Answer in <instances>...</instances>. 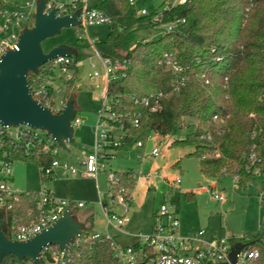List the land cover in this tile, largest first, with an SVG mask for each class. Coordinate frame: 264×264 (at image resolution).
Here are the masks:
<instances>
[{
	"label": "trees",
	"instance_id": "trees-1",
	"mask_svg": "<svg viewBox=\"0 0 264 264\" xmlns=\"http://www.w3.org/2000/svg\"><path fill=\"white\" fill-rule=\"evenodd\" d=\"M2 6L0 0V9ZM78 7H82L81 2ZM95 7L110 18L105 40L95 42V47L103 56L130 61L125 76L110 80L108 92L119 101L120 109L125 107L126 111L139 115L140 120L139 125L134 126L131 116L124 119L127 126L124 143L114 150H129L137 142L145 148L154 133L160 137L171 136L174 138L171 146L195 147L191 154L201 159L200 168L205 176L219 178L225 168V174L239 175V187L246 188L257 175L248 160L252 144L257 145L259 165L264 171V0H187L165 11L163 17L164 21L184 18L185 22L173 31L159 32L147 40L138 39L137 33L158 31L157 24L152 15H137L130 0H101ZM165 51L174 52L191 77L177 93L171 91L174 75L157 64ZM79 56L80 53L76 60ZM46 66L43 64L40 71ZM202 74L209 83L204 82ZM226 76L227 89L223 86ZM34 77L28 75L31 85ZM77 79L78 70L69 82L68 95ZM160 90L166 92L160 111L149 112L134 106L130 100L132 94L140 96ZM216 114L224 118V122L215 121ZM193 119L194 124L189 122ZM218 127L224 132L219 133ZM184 128L190 130L183 138H177ZM206 129L212 131V139L200 140L199 135ZM214 148H219L223 155L202 158L206 151ZM14 159L35 161L42 166L48 165L52 156L15 155ZM115 173L121 185L134 189V171ZM172 201L178 204V193H174ZM34 205L31 195L23 194L11 209H0V227L9 238L13 221L25 223ZM261 205L264 207V202ZM86 218L88 232L93 213H87ZM237 242L243 247L259 249L260 256L253 264H264V242L259 233L246 241L231 238L232 245ZM27 260L6 255L0 264H26ZM72 264H118V261L111 241H81L74 249Z\"/></svg>",
	"mask_w": 264,
	"mask_h": 264
},
{
	"label": "built area",
	"instance_id": "built-area-1",
	"mask_svg": "<svg viewBox=\"0 0 264 264\" xmlns=\"http://www.w3.org/2000/svg\"><path fill=\"white\" fill-rule=\"evenodd\" d=\"M37 0H26L23 4L10 3L2 0L3 6L0 9V59L8 48L18 49V39L21 29L31 26L35 20ZM82 7H78V3ZM133 4L135 0H130ZM187 0H162L163 8L152 11L142 8H135L137 15H152L153 21L157 24L160 33H166L176 29L185 19H175L164 21V12L172 9L176 5L185 4ZM57 8L59 15L72 14L77 9L81 11V25L88 26L110 22V18L96 7H88L87 0H49L46 2V11ZM83 33V32H80ZM147 40V39H143ZM93 45L95 55L99 58L103 67V72L94 70L93 76L101 77L105 85L100 90L98 98L102 102L101 108L97 112V121L94 127V141L91 149L81 147L82 168H77L72 163L61 160L58 154L62 149L55 139L45 130L34 128L28 124H18L11 126L0 120V209H11L20 200L21 195H31L35 200V205L27 213L26 222L20 223L16 219L11 226L12 239L26 240L36 233L52 225L70 206L71 200L57 197L50 188L53 178L60 176L76 175L82 173L97 179L100 171H107L108 190L105 193L98 191L99 205L105 219L106 227L113 228L118 232L137 238L133 244L119 245L114 242L113 236L106 233L87 232L86 230L77 236L66 248L57 245H45L40 251L41 264H72L74 249L81 241H111V248L118 264H220L228 261L232 248L231 237L227 235H214L210 239H204V229L193 234L184 235L179 232L180 221L177 215L176 206L173 202L161 204L154 213L153 227L148 232H127L125 226L130 222L129 211L134 198V189H127L121 185V180L116 176L115 170L104 169V163L113 156L108 150L120 147L124 143L127 133L125 118L131 116L134 126L140 123L139 115L126 111L125 107L120 109L119 101L108 92V85L111 79L118 75L125 76L130 66V61L112 59L103 56L95 47V41L90 40ZM47 66L32 79L31 92L38 101L48 106L55 113H60L66 105L68 99V85L74 79L78 60L75 56H57L45 63ZM157 64L173 75L171 91L179 92L189 81L190 75L186 73V68L181 65L177 56L172 51H165L157 60ZM91 66L95 64L91 62ZM31 75V74H29ZM204 82L209 83V79L204 74ZM76 85V84H75ZM223 86L229 88L228 77H225ZM166 92L163 90L151 92L145 95H130L132 104L136 107L146 108L149 112L162 110ZM228 96V95H226ZM215 121L224 122V118L214 115ZM72 125L77 128L81 125V118L76 114L72 120ZM219 133L224 129L217 128ZM200 140L209 141L212 139V131L204 130L199 135ZM133 147H142L141 142H137ZM256 144H252L248 154L250 167L256 174L264 171L260 167L261 158L256 152ZM111 151V150H110ZM161 150L156 144L149 154L151 156L160 155ZM20 155L26 158H34L51 155L52 159L48 165L41 166L43 175L42 185L39 191H21L13 187V166L14 156ZM222 152L219 148L206 151L202 158L220 157ZM138 157L144 158L139 154ZM148 173L142 171L134 173L136 182L140 179H147ZM235 186H239V175L234 177ZM180 177L168 179L170 187L179 186ZM216 200H223V196L214 189L215 185L208 183L201 185ZM172 194V193H171ZM260 203L264 202L263 194L259 195ZM78 207H83L84 203L78 202ZM260 256L257 248L243 247L237 254L235 264H253ZM26 264H33L29 259Z\"/></svg>",
	"mask_w": 264,
	"mask_h": 264
},
{
	"label": "rangeland",
	"instance_id": "rangeland-1",
	"mask_svg": "<svg viewBox=\"0 0 264 264\" xmlns=\"http://www.w3.org/2000/svg\"><path fill=\"white\" fill-rule=\"evenodd\" d=\"M8 1L13 4L14 2L23 4L26 0ZM100 2L101 0H87V6L95 7ZM133 6L138 10L145 8L149 11L163 8L162 0H135ZM108 32V23L82 26L81 28L69 26L62 28L59 34L42 42L46 51L55 45L63 43L72 48L75 53H80L77 65L78 79L76 81L77 88L74 92V105L78 116L81 118V125L75 128L73 141L69 144L70 151L61 149L58 154L59 159L66 160L77 168H82L80 164L82 155L78 147L84 145L88 150L93 147L97 112L102 106L98 96L100 90L105 87L101 77L93 76L94 70L102 73L103 67L99 58L95 55L90 40L95 42L103 41ZM157 33H159L157 30L140 31L137 33V38H152ZM91 62L95 64V67L91 66ZM189 122L194 124L196 120L193 119ZM188 130L190 129L184 128L177 135V138H183ZM173 139L171 136L160 137L157 133L152 134L146 142L145 149L150 152L159 143L161 153L156 157H148L145 162H141V158H137V153L140 151L139 147H132L124 151L110 149L114 156L103 164L106 170L146 172L153 160L156 161L159 167L157 173H159L160 178L157 183H154L155 185L150 184L149 186L146 183L145 187L144 180L137 182L133 191L137 198H135L132 209L130 208V222L125 226V231L148 233L150 230L142 227V224L138 222L139 217L150 211L152 207L159 208L161 204L173 202L171 193L177 192L179 195L178 218L180 223H187L193 220L195 224V222L199 221L204 227L208 226L210 232H216L219 236L227 235L235 241H246L259 233L264 242V207H262L259 200V195L263 194L264 196V172L255 175L246 188L235 186L234 178L225 174V168L221 171L223 174L221 177H207L201 171V159L191 154L195 147L188 144L171 146L170 142ZM177 162L179 164L175 166ZM106 172L104 170L100 171L98 180L82 173L74 176L55 177L50 183V188L57 197L70 198L73 201L71 203L72 210L86 227L89 224L86 218L87 213H93L92 227L88 230L89 233L108 232L113 236L115 243L119 245L130 244L137 241V238L106 227L99 205L98 194V191L105 193L108 190ZM165 177H171L172 179L180 177L181 182L177 186L179 188L170 187ZM42 178L43 175L39 163L15 160L12 179L13 187L21 191H39L42 185ZM208 183H216V190L224 197L223 200H216L211 194L199 191L195 192L193 199L186 192ZM138 188L139 193L135 194ZM141 200L142 205L139 208L136 207L138 203H141ZM78 202L84 203V206L78 207ZM134 209L136 210L135 212ZM191 226L192 224L189 223L188 228ZM193 227L196 228V226ZM195 231L197 230H192V232Z\"/></svg>",
	"mask_w": 264,
	"mask_h": 264
},
{
	"label": "water",
	"instance_id": "water-1",
	"mask_svg": "<svg viewBox=\"0 0 264 264\" xmlns=\"http://www.w3.org/2000/svg\"><path fill=\"white\" fill-rule=\"evenodd\" d=\"M47 0L36 1L35 20L31 26L21 29L18 49L8 48L0 59V120L11 126L28 124L45 130L63 150L69 151L75 128L72 120L77 114L74 105V92L71 90L66 105L60 113H55L48 106L34 98L29 74H37L40 67L57 56H78L66 44H58L48 51L42 42L59 34L64 27L80 26L81 11L59 15L57 8L46 11ZM87 229L86 225L68 206L63 214L49 227L26 240L9 238L0 227V263L6 255H13L19 260L29 259L33 264H41L40 251L48 244L66 248L77 236ZM242 245L235 243L228 261L220 264H235Z\"/></svg>",
	"mask_w": 264,
	"mask_h": 264
},
{
	"label": "crops",
	"instance_id": "crops-1",
	"mask_svg": "<svg viewBox=\"0 0 264 264\" xmlns=\"http://www.w3.org/2000/svg\"><path fill=\"white\" fill-rule=\"evenodd\" d=\"M14 3H16V2H14ZM143 39H147V38H143ZM171 143V142H170ZM157 144H159V143H157ZM171 145V144H170ZM82 146H84V145H82ZM81 146V147H82ZM69 147H70V145H69ZM81 147H78L79 149H80V151H81ZM70 151V150H69ZM108 153H111V151L110 150H108ZM139 154H142V155H144V158L143 159H141V162H145V161H147L146 159L148 158V157H150L151 155L149 154V152H147L146 151V149L145 148H140V151L137 153V158H140V157H138V155ZM114 156V155H113ZM111 158V157H110ZM109 158V159H110ZM109 159H108V161H109ZM107 161V162H108ZM175 166H178V164H176ZM158 164L156 163V161L155 160H153L152 162H151V166H150V168L146 171V172H144V171H142V172H144V173H148L149 174V176H148V178L147 179H140V180H144V185L147 183L149 186H150V184H154V183H157V180L160 178L159 177V173H157V171H158ZM81 169V168H80ZM115 171H121V170H115ZM127 171H129V170H127ZM133 171V170H132ZM123 172H126V171H123ZM135 173H137V172H135ZM98 176H99V174H98ZM98 176H97V179L96 180H98ZM168 179H172L171 177H165V180L167 181V183H168ZM140 180H138V181H140ZM137 181V182H138ZM137 182H136V184H137ZM212 184H214L215 185V187H214V189H216V183H212ZM155 185V184H154ZM136 186V185H135ZM145 187H146V185H145ZM179 188V187H178ZM134 189H135V187H134ZM196 191H199V192H203V193H209L210 194V192H208L205 188H203L201 185L199 186V187H197L196 189H194V190H187L186 192H187V194L188 195H190V196H192V198L195 196V192ZM137 193H135V194H138L139 193V188L137 189V191H136ZM175 193V192H174ZM174 193H172V196H174ZM177 193V192H176ZM138 196V195H137ZM135 198H137V197H135V195H134V198H133V201H132V204H131V209H132V206H133V204L135 203ZM70 199V198H69ZM194 199V198H193ZM71 200V199H70ZM73 201L71 200V203H72ZM175 204V203H174ZM142 205V200H141V203H138V205H136V207H140ZM175 206H176V211H177V215H178V213H179V202H178V204L176 205L175 204ZM135 208V207H134ZM141 209V208H140ZM136 210H138L137 208H136ZM135 209H134V212L136 211ZM158 210V208H155V207H152L151 208V210L150 211H147L146 213H144V215L142 216V217H139V219H138V222L139 223H141L142 224V227H145V228H148L149 230H151L152 229V227H153V217H154V213L156 212ZM140 212V211H139ZM189 223H191L192 224V226L190 227V228H188L189 227ZM202 224L199 222V221H197V222H195V224H194V221L193 220H190V222H187V223H180V226H179V232L181 233V234H184V235H189V234H193V233H195V232H197V231H199V230H201V229H204L205 230V233H204V235H203V238L204 239H210L211 237H213L214 235H217L216 234V232H210V229H209V227L208 226H206V227H204L203 225L201 226ZM193 226H196V228H194ZM193 227V228H192ZM197 230V231H195V232H192V230ZM136 241H134V242H132V243H130V244H133V243H135ZM127 245V244H126Z\"/></svg>",
	"mask_w": 264,
	"mask_h": 264
}]
</instances>
